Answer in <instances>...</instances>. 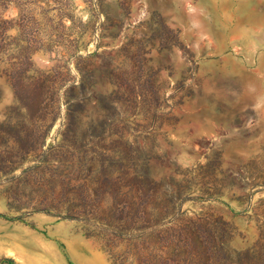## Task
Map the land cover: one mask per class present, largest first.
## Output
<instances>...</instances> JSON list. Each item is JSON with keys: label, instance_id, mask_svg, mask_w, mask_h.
Masks as SVG:
<instances>
[{"label": "rangeland", "instance_id": "1", "mask_svg": "<svg viewBox=\"0 0 264 264\" xmlns=\"http://www.w3.org/2000/svg\"><path fill=\"white\" fill-rule=\"evenodd\" d=\"M0 19V264H131L197 218L231 254L264 236V0H0Z\"/></svg>", "mask_w": 264, "mask_h": 264}, {"label": "trees", "instance_id": "2", "mask_svg": "<svg viewBox=\"0 0 264 264\" xmlns=\"http://www.w3.org/2000/svg\"><path fill=\"white\" fill-rule=\"evenodd\" d=\"M7 22L0 19V27ZM12 89L15 97L26 108L29 107L31 101L35 103V99L24 100L25 98L20 97L16 84H12ZM181 221V226L165 228L135 244L133 253L135 258L131 264H264L263 235L252 247L231 254L224 251L220 245L216 248L201 239L199 231L207 225L205 219ZM171 222L169 221V223ZM158 224V220L148 222L150 227H155ZM218 224L222 227L228 225L222 222ZM164 225L166 224L162 226ZM117 261L116 259V263ZM117 264H125V262L120 260Z\"/></svg>", "mask_w": 264, "mask_h": 264}]
</instances>
